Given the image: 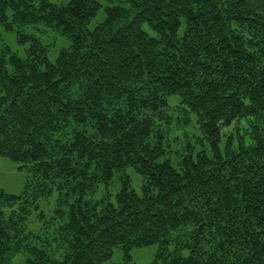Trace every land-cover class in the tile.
I'll return each instance as SVG.
<instances>
[{"label":"trees","instance_id":"16d2710c","mask_svg":"<svg viewBox=\"0 0 264 264\" xmlns=\"http://www.w3.org/2000/svg\"><path fill=\"white\" fill-rule=\"evenodd\" d=\"M100 8L0 0V29L28 43L19 57L0 32V157L30 173L21 195L0 189V264H104L115 247L133 264L152 245L150 264H264V0H118L91 27ZM40 27L70 42L54 62ZM54 192L61 223L30 232Z\"/></svg>","mask_w":264,"mask_h":264},{"label":"rangeland","instance_id":"374dc122","mask_svg":"<svg viewBox=\"0 0 264 264\" xmlns=\"http://www.w3.org/2000/svg\"><path fill=\"white\" fill-rule=\"evenodd\" d=\"M69 0H50L51 3L64 5ZM101 8L97 16L91 21L90 26L93 27L96 23L101 22L104 17V9L107 6L115 5L118 0H98ZM145 30L150 34L153 32L143 25ZM183 25L180 28L182 31ZM45 30V33L40 31ZM39 30L35 31V35L41 40V42L48 46V58L51 62H54L59 52L69 47L70 42L63 36H60L57 32L47 27H40ZM2 41L12 50L13 53L17 54L19 57L24 58L26 56V49L28 48V43L20 44L17 41L16 33L14 31H5L0 29ZM33 32V31H32ZM169 105L175 106L179 97L172 95L168 98ZM175 165V162H173ZM125 174L131 179V188L140 193L143 184V179L140 174H138L132 167H128L125 170ZM30 173L25 168H19V165L5 158L0 157V189L4 190L6 193L13 195H21L25 188L26 183L29 181ZM120 190V178L118 174L114 177L111 183L107 185H100L97 189L94 198L101 199L110 195L112 199L114 195ZM31 194V193H30ZM58 195L54 192L50 197L40 198L29 206V215L26 220L27 230L30 232L42 235L43 237H51L57 226L61 223L60 218L52 219L55 215L54 210L58 208ZM38 205L37 210H33V205ZM43 215V219H39V215ZM44 227H48L45 229ZM42 229H44L42 231ZM157 251V245H152L143 248H133L130 251L131 261L133 264H150ZM26 260V254L23 252L11 254L7 257L5 264H24ZM125 260L123 251L121 247H115L111 259L104 264H117Z\"/></svg>","mask_w":264,"mask_h":264}]
</instances>
